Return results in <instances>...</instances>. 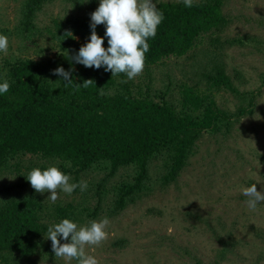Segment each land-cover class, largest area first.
Wrapping results in <instances>:
<instances>
[{
    "label": "rangeland",
    "instance_id": "obj_1",
    "mask_svg": "<svg viewBox=\"0 0 264 264\" xmlns=\"http://www.w3.org/2000/svg\"><path fill=\"white\" fill-rule=\"evenodd\" d=\"M29 1L0 0V34L9 40L8 54H0V68L13 57H59L62 47L54 36L58 26L74 17L90 18L99 6V0H51L37 11V29L27 31L23 9ZM221 13L226 18L223 27L204 34L185 54L146 65L132 80L125 74L112 77L110 72L113 91L128 82L134 93L173 101L179 108L182 93L191 88L200 95H214L224 110L236 112L248 106V100L210 86L208 79L215 62L222 60L234 86L256 95L252 111H246L229 130L203 132L175 181L161 184L164 162L153 159L149 190L119 212L111 207L112 190L131 181L132 167H120L109 180L105 178L106 184L100 183L109 173L105 168L93 166L79 172L78 180L67 173L70 183L86 181L88 185L86 191L77 188L71 195L57 190L56 202L76 206L73 221L85 225L105 216L110 220L107 239L94 250L85 249L99 264H264V202L249 210L241 191L257 183V191L264 194V0H222ZM19 170L30 171L22 165ZM17 181L15 170L0 177V183ZM41 195L46 199L50 193ZM47 243L51 254L33 258L34 263L65 264L54 256L50 239Z\"/></svg>",
    "mask_w": 264,
    "mask_h": 264
},
{
    "label": "trees",
    "instance_id": "obj_2",
    "mask_svg": "<svg viewBox=\"0 0 264 264\" xmlns=\"http://www.w3.org/2000/svg\"><path fill=\"white\" fill-rule=\"evenodd\" d=\"M50 1L25 3L23 23L27 31L37 29V11ZM221 3L199 0L186 8L181 1L159 2L156 6L165 19L155 38L148 41L145 66L171 55L181 56L204 34L219 31L226 22ZM89 25L90 18L84 15L58 26L54 36L62 47L59 57H13L0 68V78L10 83L8 93L0 97V177L15 170L20 179L0 183V264H35L33 258L51 254L48 226L64 218L75 220L77 214L76 206L51 203L36 192L25 179L28 172L19 170L21 165L28 171L57 166L75 180L79 172L97 166L109 170L102 184L120 167H132L131 181L125 180L112 190L111 207L119 212L149 190V164L153 159L164 162L160 183L173 182L203 132L227 131L246 111H252L255 92L236 88L222 60L215 62L208 79L210 86L228 89L248 100V106L236 112L224 110L214 95H200L191 88L182 93L179 108L173 101H156L147 93H134L128 82L120 91H113L110 72L86 68L71 59L88 41ZM104 31L103 25L96 27L99 36ZM103 46H108L107 39ZM60 66L72 70V83L65 84L62 77L53 75ZM88 80L91 82H85Z\"/></svg>",
    "mask_w": 264,
    "mask_h": 264
},
{
    "label": "clouds",
    "instance_id": "obj_3",
    "mask_svg": "<svg viewBox=\"0 0 264 264\" xmlns=\"http://www.w3.org/2000/svg\"><path fill=\"white\" fill-rule=\"evenodd\" d=\"M89 2L83 0L82 3ZM186 8L193 6L194 0H181ZM156 0H99V6L90 14L91 34L88 41L71 57L75 63L86 68L103 69L111 72L112 77L121 73L128 80L140 75L145 67V53L150 49L149 39L155 38L158 26L165 19L164 12L157 8ZM103 25L104 35L99 36L96 27ZM107 39V47L104 41ZM8 37L0 34V54H8ZM71 69L66 71L62 66L53 70V75L62 77L65 84L72 83ZM91 82V80L85 81ZM10 83L0 78V97L8 93ZM25 179L38 193L49 192L46 198L52 203L58 199V191L71 195L77 188L81 192L87 190V182L70 183L69 174L57 166L41 169L32 168ZM257 183L242 188V194L247 197L249 210H256L264 202V194L257 191ZM110 224L107 216L100 220H92L85 225H78L69 218L49 225L47 239L51 240L52 250L56 258H61L65 264H99L95 255L86 253V247L94 250L107 239L106 228ZM64 240V243L60 241Z\"/></svg>",
    "mask_w": 264,
    "mask_h": 264
}]
</instances>
